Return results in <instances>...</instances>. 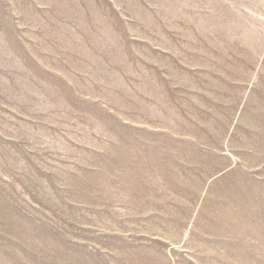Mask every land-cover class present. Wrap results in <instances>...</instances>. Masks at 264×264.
<instances>
[{
    "label": "rangeland",
    "instance_id": "rangeland-1",
    "mask_svg": "<svg viewBox=\"0 0 264 264\" xmlns=\"http://www.w3.org/2000/svg\"><path fill=\"white\" fill-rule=\"evenodd\" d=\"M0 264H264V0H0Z\"/></svg>",
    "mask_w": 264,
    "mask_h": 264
}]
</instances>
